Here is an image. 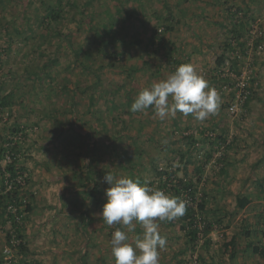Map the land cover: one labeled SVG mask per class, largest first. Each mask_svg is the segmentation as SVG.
Instances as JSON below:
<instances>
[{"label":"rangeland","instance_id":"obj_1","mask_svg":"<svg viewBox=\"0 0 264 264\" xmlns=\"http://www.w3.org/2000/svg\"><path fill=\"white\" fill-rule=\"evenodd\" d=\"M62 1L60 19L53 20L47 12L56 0H0V97L13 98L12 106L4 110L8 119L0 118V152L10 138L21 144L19 166L28 179L21 191L22 208L29 202L33 207L25 214L27 230L54 238L79 234V219L101 220L107 173L156 188L157 166L174 169L176 180H193L196 202L206 194L205 210L197 218L213 224L209 245L201 234L193 247L179 219L171 225L159 222L167 237L159 251L170 252L159 256L160 264H264V256L254 251L255 246L264 247V0H123L131 14L119 7L118 0ZM238 8L247 13L241 41L245 48L251 46L260 37L259 30L261 55L254 60L252 49L251 57L238 63L241 74L232 66L222 67L218 76L228 79L213 80L217 57L232 35L229 10ZM159 29L161 40L153 45L152 36ZM96 31L107 42L98 44ZM79 49L95 56L86 60ZM184 54L219 94L217 114L200 121L177 113L161 121L152 108L132 112L138 93L166 79ZM194 54L200 60H193ZM244 76L256 95L232 114L230 105ZM14 126L23 132L12 137ZM193 130L196 142L183 137ZM221 136L228 146L219 143ZM8 160L0 156L5 172ZM87 161L95 172L96 197L89 195L93 183L85 185L82 179ZM172 190L163 189L180 197ZM238 196H248L251 203L239 208ZM96 226L88 227L95 240L110 239L122 227L102 226L96 234ZM2 229L6 236L13 226L1 225ZM127 234L132 243L142 237L143 229L137 224ZM97 249H91L95 255ZM18 252L13 253V264H21ZM95 257H89L90 264H97Z\"/></svg>","mask_w":264,"mask_h":264},{"label":"clouds","instance_id":"obj_2","mask_svg":"<svg viewBox=\"0 0 264 264\" xmlns=\"http://www.w3.org/2000/svg\"><path fill=\"white\" fill-rule=\"evenodd\" d=\"M219 107L217 91L192 64L185 63L166 79L142 89L130 110L144 112L152 108L161 121L175 118L177 113L205 121L216 115ZM104 180L109 187L98 215L109 227L122 226L112 233L109 242L115 264H160L159 250L166 246L167 237L160 233L159 222L184 216L187 202L131 177L107 173ZM137 224L143 235L129 243L127 233L134 232Z\"/></svg>","mask_w":264,"mask_h":264},{"label":"trees","instance_id":"obj_3","mask_svg":"<svg viewBox=\"0 0 264 264\" xmlns=\"http://www.w3.org/2000/svg\"><path fill=\"white\" fill-rule=\"evenodd\" d=\"M247 1V0H245ZM118 4L119 7L124 9V11L128 12L129 14H131V11H129V9L124 5L123 0H118ZM63 5V1L62 0H56V3L54 4V6H51V8H49L48 10V16L51 17L53 20H59L60 19V12H61V7ZM47 8V9H48ZM239 10L237 12L235 11H230V24L233 25V27L231 28V32L232 35L227 37V41H226V49L222 52V54H220L217 57V67L215 70V76L213 77V80H220V79H228L226 77L224 78H220L218 76L219 72H222V67H224L225 65V60L229 59L232 63L231 66L232 68L236 71L237 74H241V72L239 71V69L237 68L239 65V61L243 59H245V57H247L248 55V47H246V43L242 42L241 39L244 35L245 29H246V23H245V19L247 18V13L243 11L242 8H238ZM250 9V7H249ZM239 14H242V17H238ZM251 20L254 21V24L257 22L256 21V17L252 16ZM253 26V25H252ZM261 28V27H260ZM161 29L157 30V32L152 36L153 39V45H156V43L158 44L159 41L161 40V36H159V32ZM262 33V32H261ZM95 39H97V37L99 39H97L99 42L98 44H102L104 41L107 42L106 40L103 41V35L96 31L95 33ZM263 36H260L259 38L256 39V41L254 42L252 49L254 50V60L258 59V55L260 56L261 54L258 53L260 46L262 45V41ZM96 40V41H97ZM241 48H243L241 50ZM80 49H83L80 48ZM78 51V54H82L84 56H86V60L91 59V57L95 56V53H93L92 51L90 52H86L85 50H81ZM239 52L240 55H237L235 58H231L230 56V52ZM264 52V51H262ZM1 62V59H0ZM176 63L178 65L183 64L182 60L176 61ZM256 80H252L253 84H256L255 82ZM248 90L250 91V95L248 97V99L246 100V103L244 105L248 106L249 102L255 97V89H253V87H249ZM12 95L9 96H2L0 97V112H5L4 110L7 107H11L13 104V100H12ZM23 132V129L19 126H14L13 128V132H12V136L14 135H19ZM196 134L190 133V134H184L183 137H189L192 139L193 142H196L194 136ZM208 137V136H207ZM205 138V137H203ZM9 140V139H8ZM204 140V139H203ZM5 141V140H4ZM10 141V140H9ZM12 142V141H11ZM14 142V141H13ZM192 142V143H193ZM93 143V141H92ZM221 145L222 144H226V138H223L222 136L220 137V142ZM226 146H228V144H226ZM20 147L21 144L20 142H16V144H12L9 146V148L3 146V148L1 149L0 152V156L1 157H5V151L6 149L10 150L12 155V160L10 162H8L7 166H6V170L8 172V174L10 175V179H12L15 182V188L12 191H5L6 190V186H5V179H6V174L7 172H5L4 170L0 169V173H1V183H2V190L0 191V209L2 210L0 212V217H6V219H10L11 223L13 225V229L15 230V233L17 235V238L22 239L23 241L21 242V244L19 245V251L21 253H27L29 251L28 246L26 244L25 241V237L23 234V222L25 219V214L27 212H31L33 210V207L31 205V203H25V208H22V204L24 203L22 201L23 195L21 190H20V184H17L16 180L17 177L20 173L25 172V169L21 166H19V158H18V154L20 152ZM185 157V154H182V158ZM91 162L87 161L86 164H84V176H82V179H84V183L85 185L89 184V183H93V187H92V191L89 193V195L91 197H96L95 192L98 190L97 188V182H96V178H94L93 175H95V172L92 170L91 168ZM202 168H198L197 172L200 173ZM154 173L158 176V178L160 179L158 185L156 188H159L161 190L165 189V190H172V192L174 194H177L181 197V199L185 200L187 202V209L186 212L184 214V216L178 218L179 222L181 223V227L182 229H186V236H187V243L189 246H193L196 247L195 245L198 244L201 234L205 237L206 243L209 245L211 238H210V233L213 230V224L211 222H208L203 216H200V219H198L197 217L199 216L200 213H203L205 210V206H206V194H202L200 196V201L196 202L197 199V188L196 185L194 184L193 180H183V179H179L176 180V173L174 171V169H171L170 171H164V170H159L157 166L154 167ZM221 172L225 173V168L224 166L221 168ZM96 182V183H95ZM148 185V184H147ZM150 185H155L154 182H150ZM186 195L185 197L183 195ZM190 199V200H188ZM251 203V199L248 196H243L240 197L238 196L237 198V205L239 208L241 209H245L249 204ZM194 204H196L194 206ZM9 207H15L17 209L16 213L12 212V209ZM24 213V215H23ZM19 215L20 217H22L23 222H18L16 220V216ZM89 218L92 219L90 217L85 216V219ZM173 221H166L164 224L166 225H171L173 224ZM202 224V226H201ZM246 234H249V232H245ZM6 238H7V242L9 243L11 240V232L9 231L6 234ZM254 251L257 253H260L261 255L264 256V247L262 249H260L259 247L255 246L254 247ZM88 255V254H87ZM1 264H5V261L2 259Z\"/></svg>","mask_w":264,"mask_h":264},{"label":"crops","instance_id":"obj_4","mask_svg":"<svg viewBox=\"0 0 264 264\" xmlns=\"http://www.w3.org/2000/svg\"><path fill=\"white\" fill-rule=\"evenodd\" d=\"M230 11L232 10L230 9L229 12ZM228 20H230V17ZM218 25L224 26L225 24L218 23ZM200 50L201 49L199 48V51ZM181 51H182V48L180 52ZM194 56L195 58L193 60H200L201 58L200 56L196 54H194ZM178 60H186L185 62H183V64L189 63L190 56L187 54H184L178 57ZM1 211L2 210L0 209V212ZM10 223H11L10 219H6L5 216L3 218L0 217V226L2 225L7 229H11L13 225L11 224V228H10ZM76 224L78 225V229L80 231L79 234H69V235L61 234L59 236L55 235V238H54L52 234H49L46 232L34 233L32 230H27L28 224L25 222L23 225V234L26 238L24 239L26 241L29 251L27 253H21V256H22L21 264H90V261L88 259L89 257H94V256H96L95 260L97 264H109V263L115 264L114 257L112 256V253H111L110 243H109L111 238L108 239L106 235L105 236L106 240L104 239L101 240V238L100 240L98 238L95 240L94 239L95 234L92 235L91 233L90 235V233L88 232L89 230L88 227L90 225L95 224V225H98L96 226V228H94L95 231H98L95 233L100 234L99 231L102 228V226H107L106 224L103 223V220L102 219L99 220L97 218H94V219L81 218L76 222ZM115 226H120V225H115ZM3 229L0 230V264L2 262V259L4 260L3 250H4L5 245L7 244V238L6 236H4L5 234L3 233L4 231ZM9 231L11 232V230ZM159 231L161 234H163V229L159 228ZM99 236L100 235H98L97 237ZM78 237H80V239ZM67 238L69 239L66 240ZM65 240L68 241V243L65 242ZM77 240H80L79 244L75 242ZM134 240L135 239L133 238L131 241L134 242ZM51 241H57V242L59 241V242L57 245V244H52ZM104 242H105V245H104ZM95 247H98L97 249L98 254L96 255L91 250L92 248L94 249ZM75 253L77 255L76 257H73L74 256L73 254ZM110 253H111V256H110ZM169 253H170L169 250H162V251H159V256L161 257H163V255L168 256Z\"/></svg>","mask_w":264,"mask_h":264},{"label":"built area","instance_id":"obj_5","mask_svg":"<svg viewBox=\"0 0 264 264\" xmlns=\"http://www.w3.org/2000/svg\"><path fill=\"white\" fill-rule=\"evenodd\" d=\"M238 17H242V14H239ZM253 26H254V24H253ZM255 31L256 30H254V32ZM257 32L258 33H256V36H261L259 30H257ZM253 42H255V41H253ZM253 44L248 47V55H247V58L251 57V55H252L251 52H252V46H253ZM260 49H263V47L260 46L259 50ZM229 54L231 55L230 56L231 58H235L237 55H240V53L238 51L237 52H234V53L233 52H230ZM231 63L232 62L229 59H226L225 60L224 67H227V68L230 67L231 66ZM245 80H246V78L244 76L237 83L236 89H237L238 93L236 94V98L234 99V101L230 105V112H232V114H236L239 111V108L240 107H244V105L246 103V100L248 99V97L250 95V91L248 90L249 86H247V84H246L247 82ZM2 116L7 118V117H9V113L7 111L6 112H0V118H3ZM191 133L197 134V130H193V132H191ZM12 137H15V135L12 136ZM9 140L10 141H7L5 143V147L6 148L7 147L9 148L10 145L16 144V142H17L16 141V138H10ZM226 144H229V142H227ZM5 153H6L5 156L9 159L8 162H10L12 160V155L13 154L11 153V151L9 149L8 150L6 149ZM27 181H28V179H27V173H26V171L23 172V173H20L18 175L16 182H17V184H20V190L21 191L24 190L25 185L27 184ZM14 185H15V182L12 179H10V175L7 172L6 179H5V186H6V190L5 191H12L15 188ZM10 208L12 209V212L13 213H16L17 212V209L15 207H9V209ZM16 220L18 222H20V223L23 222L22 217H20L19 215L16 216ZM22 241H23L22 239L17 238V235L15 233V230L14 229L11 230V240H10L9 243L7 242V244L5 245L4 250H3L5 264H13V261H12L13 253H14V251L16 249L19 248V245L21 244Z\"/></svg>","mask_w":264,"mask_h":264}]
</instances>
